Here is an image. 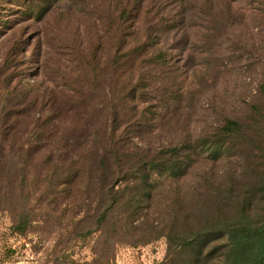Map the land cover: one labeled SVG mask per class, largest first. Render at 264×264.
Segmentation results:
<instances>
[{
  "label": "rangeland",
  "instance_id": "rangeland-1",
  "mask_svg": "<svg viewBox=\"0 0 264 264\" xmlns=\"http://www.w3.org/2000/svg\"><path fill=\"white\" fill-rule=\"evenodd\" d=\"M37 1L47 9L39 21L35 15L42 6L35 12L30 10L36 0H0V103L7 101L3 98L5 90H1L2 81L12 73L21 85L28 81L35 84L40 94H48L52 88H57L56 100L63 103L62 111L70 108L64 114L69 117L68 121L76 118L72 115L77 110H80L77 113L82 118L75 128L68 127L71 125L68 123L65 127L56 128L50 139H42V144L46 143L44 147L30 143L36 149L30 155L19 158L22 167L25 166L21 171L5 163L11 157V148L15 149L17 142L28 147L31 136L26 130L29 125L33 120L38 122L50 117L54 111L44 106L41 112L37 107L30 112L24 108L9 120L16 130L4 137L0 147V264H161L168 254L167 240L164 235L153 232L154 227L160 225L146 210L127 220L124 218L127 211L119 214L117 226L122 240L115 245L109 262L99 255L95 256V250L98 254L103 253V231L90 236L84 234L90 223L88 216L101 199L99 186L103 173L101 170L96 172V169L103 123L109 117L103 109V88L112 90V86L121 94L114 106L119 130L128 125L135 126L134 121L142 110L155 111L146 115L154 116L156 121L164 117L151 131L145 128L130 135L141 146L154 148L170 141L179 143L182 137L195 138L211 131L225 115L244 116L248 105L253 100H259V92L256 94V91L263 79V64L259 59L264 50V26L260 24L263 19L259 17V0L233 3L232 12L240 17L237 22L228 24L217 37L207 20L208 9H193L187 4L186 16L190 22L185 27L189 35L185 47L177 44L180 32L167 31L159 22L173 13L170 0H139L144 11L138 17L133 16V11L130 19L134 22L137 18L144 22L145 28L153 29L156 41L153 50L160 47L170 53L178 72L185 75L184 83L183 77L180 81L187 97L186 104L174 116L151 107L160 99L159 92L165 85L159 78L156 79L158 89L150 85L147 94L141 95L138 91L133 96L134 91L127 96L124 91L127 92L130 86L126 82L138 83L134 72L138 71L136 67L130 68V71L127 66L121 67L119 77L111 73L112 67L108 64L103 70V60L106 61L113 53L112 50L103 52V15L107 14L105 5L110 0ZM174 3L179 6L178 1ZM189 3L196 4L195 1ZM214 4L216 11L230 14L223 0ZM138 89L141 91V88ZM74 97L78 103L75 104L77 110L72 108L75 107L72 105ZM126 100L128 102L120 106L122 110L116 106ZM173 118L178 122L171 123ZM61 133L68 141L71 161L77 162L82 153L85 154L90 172L82 168L79 173L87 170L85 176H96L92 182L84 178L79 180L66 193L60 192L56 186H48L45 176L46 168L52 167V164L44 163L46 156L58 162L59 153L55 147L61 145ZM77 143L83 150L76 148ZM242 151L245 157V150ZM250 151L253 155L257 154L248 149ZM238 156L235 158L237 163L240 162ZM239 159L242 160V157ZM250 161L255 167L253 171L259 172V163H263L259 159L257 162L254 159ZM191 177L195 178L193 174ZM257 202L252 209L254 216L260 220L264 200ZM23 205L29 209L30 223L25 232L18 234L12 231L11 225Z\"/></svg>",
  "mask_w": 264,
  "mask_h": 264
},
{
  "label": "trees",
  "instance_id": "trees-1",
  "mask_svg": "<svg viewBox=\"0 0 264 264\" xmlns=\"http://www.w3.org/2000/svg\"><path fill=\"white\" fill-rule=\"evenodd\" d=\"M110 1L105 5L107 16L103 15V52L112 50L113 53L106 61L103 60V70L107 69L104 65L108 64L112 67L111 73L119 77L121 67L127 66L129 71L136 67L138 71L134 72L138 83L126 82L130 86L127 92L124 91L127 96L134 91L133 96L138 91L141 95L147 94L150 92V85L158 89L156 79L159 78L161 84L165 85L159 92L160 99L151 107L155 110L160 108L174 116L186 104L187 97L180 81L183 77L184 83L185 75L178 72L170 53L160 47L153 50V45L156 44L153 29L145 28L144 22L137 18L134 22L130 19L129 15L133 11L135 17L144 11L139 0ZM176 1L179 6L174 3ZM189 1H195L198 5L190 4ZM217 1L219 0H170L174 11L166 16L167 19L159 22L167 31L180 32L177 44L185 47L189 41L185 29L190 22L186 16L189 4L193 9H208L207 20L212 26V33L215 37L220 36L222 30L228 24L237 22L240 16L232 12L233 3L238 0H223L230 14L216 11L214 3ZM140 4L142 5L141 1ZM39 6L42 5L36 0L30 10L35 12ZM257 7L259 17L263 19L260 24L264 26V0H259ZM42 8L43 6L35 15L37 21L47 13V9ZM104 26L108 29H104ZM262 47L264 49V39ZM262 51L259 62L263 64V79L256 91V94L259 92V100H253L248 105L244 116L225 115L211 131L195 138L182 137L179 143L170 141L154 148L137 144L130 135L144 131L145 128L151 131L164 117L156 121L154 116L146 115L155 111L142 110L134 121L135 126L128 125L119 130V118L114 106L121 94L112 86V90L103 88V109L109 117L103 123L96 169V172L101 170L103 173V181L99 186L101 199L88 216L90 223L84 233L90 236L103 231V253L98 254L95 250V256L99 255L106 262L113 258L112 251L122 240V233L117 226L119 214L127 211L124 217L127 220L146 210L154 215V220L160 225L154 227L153 232L164 235L167 240L168 254L161 264H264V208L260 213V220L254 216V208L252 209L257 201L264 200V50ZM2 84L1 90H5L3 98L7 101L0 103V147L4 137L16 130L9 120L17 111L26 108L30 112L37 107L38 112H41L43 106L54 111L50 117L38 122L33 120L32 125H29L26 130L31 136L28 147L17 142L15 149L11 148V157L5 163L21 171L25 166L22 167L19 158L30 155L36 149L30 143L44 147L46 143L43 145L42 141L50 139L56 128L65 127V123L71 124H67L68 127L75 128L82 117L77 113L80 110H77L78 103L74 97L72 105H77L71 107L77 110L72 115L76 117V121H68L69 117L64 114L70 108L62 111L63 103L56 100L57 88H52L48 94H40L35 84L28 81L21 85L12 73H9ZM142 89L145 91L142 92ZM126 102L128 100L119 102L116 106L120 108ZM177 120L173 118L171 123H177ZM63 136L61 133V145L55 147L59 153L58 162L46 156L44 163L49 166L52 164V167L46 168L48 186H56L60 192L66 193L79 180L84 178L92 182L96 176L84 175L87 170L90 172L84 153L79 161L70 160L68 141ZM76 148L83 150L78 143ZM248 149L257 154L253 155ZM242 150H245V157ZM236 156L240 161L238 163ZM251 159L255 162L259 159L263 163H259V172L253 171L255 167L251 166ZM82 168L87 170L80 174ZM22 176L24 182V172ZM151 207L154 208L153 211L149 210ZM29 223V209L23 205L11 229L14 233L22 234Z\"/></svg>",
  "mask_w": 264,
  "mask_h": 264
}]
</instances>
